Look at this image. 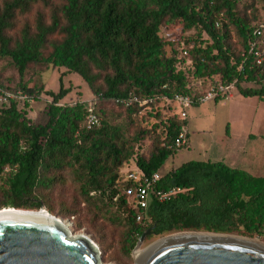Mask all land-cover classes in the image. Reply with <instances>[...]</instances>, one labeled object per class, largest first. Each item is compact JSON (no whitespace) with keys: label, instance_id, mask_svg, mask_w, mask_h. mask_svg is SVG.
Wrapping results in <instances>:
<instances>
[{"label":"trees","instance_id":"1","mask_svg":"<svg viewBox=\"0 0 264 264\" xmlns=\"http://www.w3.org/2000/svg\"><path fill=\"white\" fill-rule=\"evenodd\" d=\"M238 1L1 0L0 60H10L21 79L32 67L64 68L84 80L92 97L68 102V90L47 91L52 99L46 103L45 126L32 123L28 109L33 103H0V179L7 183L0 192V211L47 207L54 216L52 198L58 196L62 215L69 218L84 205L121 232L128 263L149 229L147 239L184 231L264 237V176L223 162L185 163L161 176L139 223L134 198L128 195L135 183L123 174L135 161L152 176L179 151L174 142L185 120L170 116L160 135L142 129L139 115H159L157 106L162 103L170 112L174 106L167 100L197 94L190 89L195 81L235 83L243 96L264 101L263 86L242 87L264 83V69L250 53L264 19L250 27L236 13ZM227 20L241 43H231ZM163 29L179 30L178 43H165ZM193 30L197 38L185 35ZM0 85L34 102L45 91L24 84L9 87L1 77ZM90 103L101 120L92 129L87 127ZM105 105L117 107L125 119L117 121ZM149 137L150 153H139ZM66 188L73 191L69 200L64 197ZM176 188L182 192L159 201L158 192Z\"/></svg>","mask_w":264,"mask_h":264},{"label":"rangeland","instance_id":"2","mask_svg":"<svg viewBox=\"0 0 264 264\" xmlns=\"http://www.w3.org/2000/svg\"><path fill=\"white\" fill-rule=\"evenodd\" d=\"M236 13L252 27L264 19V0H239ZM227 23L232 36L231 43L234 45L235 43H241L234 25H231L228 20ZM177 31L179 30L163 29L162 36L165 43H178L180 33ZM185 35L197 38L198 31L193 30L185 33ZM204 38L207 37L204 36ZM166 51L169 55L171 54L169 47L166 48ZM0 77L9 87L20 88L21 84L27 85L31 89L44 87L45 91L42 93L41 98L36 100L32 107L28 109L29 117L35 126H45L49 121V109L46 103L52 97L47 94V91L57 94L61 88L68 90V95L64 98V101L68 102L87 101L92 97L84 80L77 74L68 73L64 68L32 67L21 79L16 67L10 60H0ZM262 86L264 87V83H246L242 85L244 89H259ZM234 94L235 97L232 100L200 104L188 110L186 130L189 135V144L165 162L159 171L160 176H164L171 170L191 161L218 162L223 161L228 154L239 155L241 151H244L242 155L244 159L236 168L246 170L253 176H264V167H261L258 171L250 170L248 167L252 159L251 146L255 145L256 148H259L257 150L264 155V139L257 141L250 139L251 134L264 136V101L257 97H245L237 89ZM157 107L161 110L159 115L149 116L147 111H143L139 115V121L142 129L150 131L151 134L156 130L158 134L162 135V131H165L166 121L176 113V110L175 107L170 112L164 110V103L159 104ZM105 108L112 113V117L118 118L117 121L125 119V115L120 113L117 107L105 105ZM152 143L153 140L149 137L142 142L137 151L143 154L150 153ZM135 168L136 162L133 161L126 167V170ZM6 188L5 178L0 179V192H3ZM66 190L64 197L69 200L73 191L69 188H66ZM52 199H54L52 202V206L55 208L54 216L65 219L71 225V232H69L71 237H87L98 247L101 253L100 264H136L133 253L132 261L128 263L122 251L121 232L117 231L110 223L96 218L88 209L84 208V205L75 210L74 216L64 218L63 211L57 204L59 197L53 196ZM43 208L47 210V207ZM186 232L192 231L153 236L145 240L139 251L144 254L157 242ZM230 235L253 239L264 244V237L249 238L237 233Z\"/></svg>","mask_w":264,"mask_h":264},{"label":"water","instance_id":"3","mask_svg":"<svg viewBox=\"0 0 264 264\" xmlns=\"http://www.w3.org/2000/svg\"><path fill=\"white\" fill-rule=\"evenodd\" d=\"M6 209L14 212L3 213ZM15 212L19 209L0 211V264H100L98 247L90 239L71 237L46 209L35 215ZM151 234L152 229L143 233L136 249ZM179 234L186 236L157 242L140 261L134 257L136 264H264V246L256 240L208 232Z\"/></svg>","mask_w":264,"mask_h":264},{"label":"built area","instance_id":"4","mask_svg":"<svg viewBox=\"0 0 264 264\" xmlns=\"http://www.w3.org/2000/svg\"><path fill=\"white\" fill-rule=\"evenodd\" d=\"M255 40L250 45V53L254 55L256 64L264 69V25L255 32ZM193 88L198 91L195 95H178L173 101L167 100L175 107L176 113L181 120L187 121L188 110L194 106L205 104L211 101L229 100L235 96L236 84H226L219 80H198L195 81L190 89ZM13 100H22L34 103V98L23 94L21 91L8 90L0 85V103H8ZM137 99H130L127 103L133 104ZM143 102L142 104H146ZM101 120L94 113V103L89 104V116L87 119L88 129L100 126ZM188 145V133L186 126L182 129L174 142V148L181 150ZM125 179L133 181L134 187L130 188L128 195L134 198V207L138 210L136 217L137 222H143L146 213L150 207L151 191L156 188L157 182L160 181L161 176L156 173L152 176H147L137 165L135 169L123 170ZM179 188L172 189L167 192H158L159 201L163 202L171 195L181 193Z\"/></svg>","mask_w":264,"mask_h":264},{"label":"crops","instance_id":"5","mask_svg":"<svg viewBox=\"0 0 264 264\" xmlns=\"http://www.w3.org/2000/svg\"><path fill=\"white\" fill-rule=\"evenodd\" d=\"M235 97V96H234ZM234 97L232 99H234ZM232 99H229V100H232ZM224 100H218V101H211V102H222ZM209 103V102H207ZM195 107V106H194ZM188 119V118H187ZM188 133V131H187ZM261 138V139H259ZM251 140H262L264 139V136L263 135H254V134H251V137H250ZM188 144H189V135H188ZM251 149L250 151H252L251 153V156H252V159H251V163L248 165V167L250 168V170H253V171H258L261 167H264V155L261 154L260 151H258L257 149L259 148H256V146H251ZM244 151H241L239 153V155H233V154H228L224 157V160L223 161H218V162H223L225 163L226 161V165L231 167V168H234V169H237L236 167L239 165V163L244 159L242 157ZM246 171V170H245ZM248 172V171H247ZM250 173V172H249Z\"/></svg>","mask_w":264,"mask_h":264},{"label":"bare ground","instance_id":"6","mask_svg":"<svg viewBox=\"0 0 264 264\" xmlns=\"http://www.w3.org/2000/svg\"><path fill=\"white\" fill-rule=\"evenodd\" d=\"M5 212H3V213H12V212H14L12 209H10V210H4ZM27 212H29V213H34V214H32V215H35V213H37L38 211H29V210H20L19 209V212H15V213H27ZM46 212H48L47 210H46ZM46 212H42V214L41 215H45V217H47V213ZM49 213V212H48ZM49 215H51L50 213H49ZM49 218V217H48ZM58 218V220H56V221H58V223H59V225L62 227V228H64L66 231H68V232H71V225L66 221V220H64V219H62V218H59V217H57ZM49 220L50 221H52L53 220V218H49ZM186 235L185 234H179V235H177V236H172V238L173 237H185ZM189 236V235H188ZM81 237H84V236H81ZM74 238V237H73ZM84 238H87V237H84ZM88 239V238H87ZM167 239H165V240H161V241H166ZM160 241V242H161ZM159 243V242H158ZM162 243V242H161ZM255 243H258V244H260V245H262V246H264V244L263 243H259V241H255ZM141 248V247H140ZM140 248H137L136 250H135V252L133 253V257H135L136 256V258L138 259V261H140L142 258H144V256L146 255V253H144V254H142L143 252H141V251H139L140 250Z\"/></svg>","mask_w":264,"mask_h":264}]
</instances>
